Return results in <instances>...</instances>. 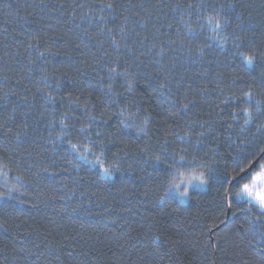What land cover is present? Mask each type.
Wrapping results in <instances>:
<instances>
[{"label": "snow or ice", "instance_id": "6c2138e0", "mask_svg": "<svg viewBox=\"0 0 264 264\" xmlns=\"http://www.w3.org/2000/svg\"><path fill=\"white\" fill-rule=\"evenodd\" d=\"M0 9V264H264V0Z\"/></svg>", "mask_w": 264, "mask_h": 264}, {"label": "trees", "instance_id": "16d2710c", "mask_svg": "<svg viewBox=\"0 0 264 264\" xmlns=\"http://www.w3.org/2000/svg\"><path fill=\"white\" fill-rule=\"evenodd\" d=\"M4 3H16L18 0H3ZM5 9H0V13ZM4 23L2 15H0V25ZM214 190H208L203 192L193 201L189 202L188 206L183 209L185 213H188L187 220L188 232H200L205 231L213 223L219 226V229H225V224H220L219 209L216 208V200L214 199ZM175 206V205H173ZM39 218L42 213H34ZM113 221L98 219L96 217H89L86 227L97 228V231L93 233L95 243H104L111 240V234L107 231V228L112 227ZM222 234V233H221Z\"/></svg>", "mask_w": 264, "mask_h": 264}]
</instances>
